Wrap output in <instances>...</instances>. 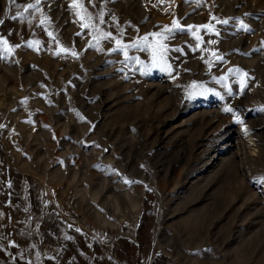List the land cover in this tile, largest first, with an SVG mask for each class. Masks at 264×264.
Here are the masks:
<instances>
[{
	"label": "rangeland",
	"instance_id": "rangeland-1",
	"mask_svg": "<svg viewBox=\"0 0 264 264\" xmlns=\"http://www.w3.org/2000/svg\"><path fill=\"white\" fill-rule=\"evenodd\" d=\"M29 4L0 0V264H264V0Z\"/></svg>",
	"mask_w": 264,
	"mask_h": 264
},
{
	"label": "snow or ice",
	"instance_id": "snow-or-ice-1",
	"mask_svg": "<svg viewBox=\"0 0 264 264\" xmlns=\"http://www.w3.org/2000/svg\"><path fill=\"white\" fill-rule=\"evenodd\" d=\"M10 2H11L12 4H15L16 0H10ZM88 2L91 3V0H88ZM39 3H40V0H36V4H29V5H28V8L25 9V11H27L28 9H31V8H36L37 5H38ZM22 15H23L22 13H17V15L12 16L11 18H12V19H17L18 17H22ZM3 23H4V21H3V20H0V24H3ZM41 23H44V21H41ZM223 23L227 24L228 21L225 20V21H223ZM241 26H242L246 31H252L251 29H248L246 25H243V24H242ZM84 27H87V25H84ZM205 27H208V26L206 25ZM48 35L51 37V36H52V33L49 32ZM153 35H157V34H153ZM53 39H55V38L53 37ZM2 42H3L5 45L7 44V40H3ZM117 43L119 44L120 42L117 41ZM29 46H32L31 43L29 44ZM8 50L11 51V49H8ZM64 51H67V49H65ZM56 54L58 55L59 53H56ZM72 55L75 56V55H77V54H76L75 52H73ZM125 55H127L126 52H125ZM154 66L159 67V66H161V65H159V64H155V63H154ZM168 67L170 68V65H169ZM230 71H233V70L230 69ZM234 71L239 72L240 70H239V69H235ZM244 75L246 76L247 73H245ZM244 87H245V85L242 83V84H241V90H243ZM224 110H225L226 112H232V111H233L232 108H228V107H226ZM237 120L239 121V117H237ZM125 182H126V183H131L130 181H125ZM9 186H10V185H9ZM77 231H79V229H77ZM12 246L15 247L16 245H15V244H12Z\"/></svg>",
	"mask_w": 264,
	"mask_h": 264
}]
</instances>
